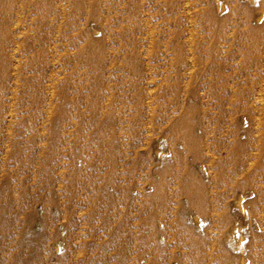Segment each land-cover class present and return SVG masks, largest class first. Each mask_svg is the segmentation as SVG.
Segmentation results:
<instances>
[{
	"label": "rangeland",
	"instance_id": "obj_1",
	"mask_svg": "<svg viewBox=\"0 0 264 264\" xmlns=\"http://www.w3.org/2000/svg\"><path fill=\"white\" fill-rule=\"evenodd\" d=\"M0 264H264V0H0Z\"/></svg>",
	"mask_w": 264,
	"mask_h": 264
},
{
	"label": "bare ground",
	"instance_id": "obj_2",
	"mask_svg": "<svg viewBox=\"0 0 264 264\" xmlns=\"http://www.w3.org/2000/svg\"><path fill=\"white\" fill-rule=\"evenodd\" d=\"M191 52V51H190Z\"/></svg>",
	"mask_w": 264,
	"mask_h": 264
}]
</instances>
